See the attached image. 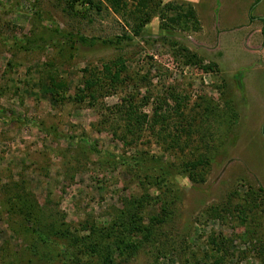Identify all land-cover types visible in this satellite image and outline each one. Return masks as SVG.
<instances>
[{
  "label": "rangeland",
  "instance_id": "rangeland-1",
  "mask_svg": "<svg viewBox=\"0 0 264 264\" xmlns=\"http://www.w3.org/2000/svg\"><path fill=\"white\" fill-rule=\"evenodd\" d=\"M254 2L0 0V264H264Z\"/></svg>",
  "mask_w": 264,
  "mask_h": 264
},
{
  "label": "trees",
  "instance_id": "trees-1",
  "mask_svg": "<svg viewBox=\"0 0 264 264\" xmlns=\"http://www.w3.org/2000/svg\"><path fill=\"white\" fill-rule=\"evenodd\" d=\"M76 1L77 0H70V7L71 8L74 7ZM81 2H83L82 4H88L90 7L94 6V0H81ZM258 2H259V0H255V2L251 5V8H250L249 16H250V19H252V20L257 18V17H255L252 14V11L254 10V8H255V6L257 5ZM262 31L264 33V25L262 27ZM263 129H264V125H263ZM149 161H150L149 162V167L157 168L158 170H160L161 172H164V173L174 174V169H173L172 165L168 164L162 158L151 157V158H149ZM135 162L138 165L142 161H140V160L138 161L137 159H135ZM25 198L26 199H23L22 197H18V201H17L18 207H15V205L12 204V210L14 212L18 211L22 215V217H24V219L27 222H29L31 220L34 229L37 226L36 232H37L38 238L42 242H44L46 245H50V243H52L54 238L56 237L55 235L60 233V231H59L60 225L57 226V227H53L52 225H49V227H47L45 225L43 226L42 225L43 223H41V221L39 220V217L35 216V209H36L35 205H33L32 203L28 202L29 199L27 197H25ZM58 238L62 239V237H58ZM65 238L66 237H63V240ZM71 241L73 242V244L68 245V247L75 248L74 246H78L79 245L78 247H79V252L81 253V255L82 254L89 255L88 251L86 250V249H88L89 245L88 244L86 245L87 239L84 236L80 237V236L76 235L74 238H71ZM75 243L78 244V245H76ZM115 245H117V247H119L120 249H123V246L121 245V243L117 242V244L115 243ZM43 254H45V252ZM104 254H105L104 257L101 259V263L102 264H109V262H113L114 261V256H113V251L112 250L109 251L108 253H104ZM88 259H89V262H93L91 257H89ZM76 260H80V259L77 258ZM59 262H61L63 264H69L72 261L65 260V261L62 262V260H61ZM44 263L45 264H59L58 263V259L50 257V255L48 256L47 259H45ZM83 264H88V261L86 263H83ZM95 264H100V263H98L96 261Z\"/></svg>",
  "mask_w": 264,
  "mask_h": 264
}]
</instances>
